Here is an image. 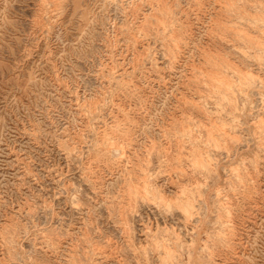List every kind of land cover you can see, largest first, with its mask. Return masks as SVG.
I'll return each instance as SVG.
<instances>
[{
    "label": "rangeland",
    "instance_id": "374dc122",
    "mask_svg": "<svg viewBox=\"0 0 264 264\" xmlns=\"http://www.w3.org/2000/svg\"><path fill=\"white\" fill-rule=\"evenodd\" d=\"M0 264H264V0H0Z\"/></svg>",
    "mask_w": 264,
    "mask_h": 264
},
{
    "label": "bare ground",
    "instance_id": "6f19581e",
    "mask_svg": "<svg viewBox=\"0 0 264 264\" xmlns=\"http://www.w3.org/2000/svg\"><path fill=\"white\" fill-rule=\"evenodd\" d=\"M225 70V69H224ZM210 86V85H209ZM219 142V141H218ZM196 147V146H195ZM187 157V156H186ZM132 188V187H131ZM160 198V197H159ZM163 198H161V200H162ZM170 200V199H169Z\"/></svg>",
    "mask_w": 264,
    "mask_h": 264
}]
</instances>
